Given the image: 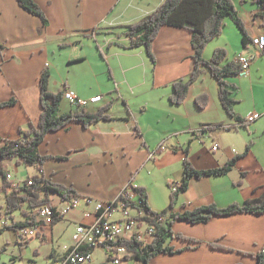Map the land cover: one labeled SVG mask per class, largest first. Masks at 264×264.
<instances>
[{
    "label": "crops",
    "instance_id": "0c3cea01",
    "mask_svg": "<svg viewBox=\"0 0 264 264\" xmlns=\"http://www.w3.org/2000/svg\"><path fill=\"white\" fill-rule=\"evenodd\" d=\"M35 1L46 13L48 26L23 10L17 0H0V47L4 55L0 66V104L16 100L15 105L0 110V138L17 139L30 121L39 119L42 111L39 79L46 68L51 74L53 93L69 89L83 99L101 95L102 101L88 105L85 110L95 112L111 103L109 113L115 120L89 127L72 123L67 129L49 133L39 147L40 154L48 157L42 170L31 167L29 174L16 180L26 181L43 174L55 183L73 187L80 197L99 202L117 201L128 185L142 187L147 191L151 210L161 212L170 206L173 187L182 184L183 163L189 149V160L198 171L221 167L235 158L239 160L228 175L191 180L173 212L180 214L209 204L224 208L261 197L264 184L250 191L236 185L252 173L264 174V53L257 54L251 46L253 38L264 34V17L260 16L257 4L233 0L245 25L246 45L243 33L227 18L222 35L212 40L204 52L208 60L216 49H226V62L234 61L242 52L254 57L248 74L226 78L234 87L229 90L236 101L235 113L245 123L242 126L222 106L220 84L206 67L190 86L186 100L182 104L172 103L173 85L188 79L192 70L194 51L190 31L163 27L153 43L155 66L143 47L128 50L111 45L128 46L129 39L123 35L126 28L150 15L164 0ZM202 95L208 96V105L203 109L196 103ZM77 110L71 102L62 100L61 114ZM253 115L257 118L250 120ZM210 126L218 128L200 133ZM251 141L254 144L247 151ZM4 166L14 180L10 168L20 166L15 161H7ZM263 181L262 175L260 183ZM2 187L0 177V191ZM51 200L55 207L67 203L57 195H52ZM4 204L2 219H7L10 225L6 193L1 191L0 208ZM23 210L34 215L38 209L31 210L25 205ZM19 213L20 219L13 214L14 220L24 223L26 218ZM95 219L93 207L82 203L55 225L43 221L38 237L25 243L13 231L17 249L4 247L0 264L20 261L61 264L76 247L77 227L90 225ZM197 225L204 226L205 236L194 238L201 244L190 245L194 249L182 246V252L174 255L161 254L152 263L163 257L167 264H257L258 253L264 251V215L214 217ZM35 239L40 244L31 251ZM211 243L228 250L212 249ZM42 245H48L45 263L38 260ZM99 249L105 256L103 262L107 261L102 248L92 252L93 259ZM232 253L238 254L234 262ZM5 256L8 261L3 260ZM167 257L176 259L167 261Z\"/></svg>",
    "mask_w": 264,
    "mask_h": 264
},
{
    "label": "trees",
    "instance_id": "16d2710c",
    "mask_svg": "<svg viewBox=\"0 0 264 264\" xmlns=\"http://www.w3.org/2000/svg\"><path fill=\"white\" fill-rule=\"evenodd\" d=\"M251 1L260 7V16L264 17V0ZM17 2L23 10L39 18L44 26H48L49 19L35 0H17ZM227 18H230L243 33V42L246 45L248 39L245 25L239 17L233 0H164L163 4L150 15L126 28L123 35L129 39L128 46H122L118 43L111 45L121 46L128 50L143 47L155 66L156 58L153 53V43L161 29L167 26L190 31L192 33L191 44L194 51L192 70L188 79L180 80L173 85L172 103L182 104L186 100L190 86L200 78L203 68L206 67L220 84L219 95L222 106L230 116L237 118L239 121L240 118L236 115L234 109L236 101L231 97L232 92L229 90L232 86L227 83L226 78L240 75L242 72L241 65L233 61L226 62L228 53L223 48L216 49L208 60L204 57L207 46L212 40L222 35ZM2 50L3 47H0V66L4 58ZM50 80L51 74L46 68L39 79L40 105L42 109L39 119L36 122L30 121L27 128L20 131V137L17 139L0 138V177L3 180L1 191L6 193V211L10 215V219H12L10 225L0 228V234L10 230L18 232L21 228L31 226L41 227L44 225L43 221H37V214L30 215L23 210L25 205L31 210L38 209L44 205L53 206L52 195L59 196L63 201L80 198L78 192L73 187L55 183L45 178L43 174L32 176L24 182L23 187L15 189L13 188V183L8 181L9 172L4 166L5 162L15 161L19 166L35 167L41 171L48 157L40 154L39 147L49 133L67 129L72 123H81L84 127H89L101 121L115 120L109 113L112 109L111 103L99 108L95 112L78 109L76 112L61 114L60 105L63 100V92L53 93L50 90ZM196 103L200 108H206L208 96L202 95L198 97ZM15 104L16 100L12 98L7 102L1 103L0 110ZM241 125L245 126V123H241ZM217 128V126H210L204 128L203 131H212ZM253 144V141H251L247 145V151L252 148ZM185 155L183 181L179 189L172 192L170 206L167 210L161 212L151 210L147 191L142 187L134 189L139 196L140 208L144 209L148 215L165 218L167 224L166 227L158 226L156 239L151 245L143 246L136 241L120 242L119 244L125 246L130 252V255H126L124 260L133 261V264H150L161 254L174 255L182 252V250H176L175 247L168 243L169 235L188 241L195 246L201 244L194 239L181 234H175L172 227L177 220H185L190 224H206L214 217H225L236 214L264 215V192L261 197L248 200L244 204L234 203L224 208H220L215 204H209L192 210H186L180 214L173 212L179 196L188 190L191 180L202 179L208 176L228 175L233 171L239 160V158H235L221 167L198 171L189 160V149L186 150ZM245 175L246 173L242 174L243 178ZM29 182H32V185ZM237 185L238 187L242 186L243 180H240ZM118 200L127 203V205L131 204L124 196H120ZM132 205L134 204L132 203ZM20 211L26 218L24 223L14 220L13 214ZM61 218L55 216L50 222L51 226L55 225ZM209 246L212 249L228 250L217 243H211ZM194 248L188 247V249ZM95 250L96 247H83L80 249V252L87 254ZM4 251L5 249L2 248L0 254H3ZM101 264H110L109 259ZM257 264H264V251L258 253Z\"/></svg>",
    "mask_w": 264,
    "mask_h": 264
},
{
    "label": "built area",
    "instance_id": "2783aa9c",
    "mask_svg": "<svg viewBox=\"0 0 264 264\" xmlns=\"http://www.w3.org/2000/svg\"><path fill=\"white\" fill-rule=\"evenodd\" d=\"M251 46L255 49L257 54L264 53V34L255 37L251 40ZM254 60L253 56H248L245 53H238L234 61L242 67L241 74H248L251 64ZM102 96H95L89 99L79 97L74 91L65 89L63 92V99L74 105L76 109H85L90 104H96L102 101ZM257 116L253 115L250 120H255ZM203 129L200 130V133ZM164 149V146H161ZM213 150H218L215 145ZM235 152V151H234ZM8 181L13 183V188L20 189L23 187L25 181L13 180L12 176L8 175ZM32 185V182H29ZM180 184L173 187V191H177ZM135 187L128 185L120 194L124 196L129 205L119 200L115 202H99L91 198H74L67 201L64 207H55L44 205L37 210V221L51 222L55 216L64 217L71 210L77 209L82 203L88 208L93 207L95 213V222L90 225H79L77 227L74 241L76 247L71 251L61 264H90L92 263L93 254L88 252L83 254L80 249L84 246L89 248H102L107 255L110 264H122L126 255H130L129 250L120 245L123 241H136L143 246L151 245L157 236L158 226L164 227L165 218L154 217L148 215L144 209L140 208V200L138 193L134 191ZM119 199V198H118ZM132 203L135 205H132ZM91 213L88 212V215ZM117 214L116 218L113 216ZM2 226H7V219L2 221ZM40 227L31 226L19 229L17 232L20 240L24 243L28 239L38 237Z\"/></svg>",
    "mask_w": 264,
    "mask_h": 264
},
{
    "label": "rangeland",
    "instance_id": "374dc122",
    "mask_svg": "<svg viewBox=\"0 0 264 264\" xmlns=\"http://www.w3.org/2000/svg\"><path fill=\"white\" fill-rule=\"evenodd\" d=\"M262 162L264 165V161H262ZM30 168L31 167L21 165L20 167L14 166V169L10 168V170H12L13 177L15 178L14 180H16V178L20 179V177H22V176L24 177L27 174H29V172L32 171V169H30ZM262 175L264 176V174L252 173L246 179H241V180H243V185L241 186V188L243 187L247 191H250L251 188H255L254 186H260V184H264V181H263V183H260ZM4 212H5V204L3 206H1V208H0V220L4 217ZM15 214H16V217H18L20 219V213L16 212ZM2 220H4V219H2ZM166 224L167 223L165 221V225H164L165 227H166ZM173 226H174L173 231L175 234H181V235H183L185 237L187 236L188 238H191V239H194V238L200 239V238L205 236V231L203 229V227H204L203 225L190 224V223L186 222L185 220H177V222L175 221V225H173ZM15 239H16V236H15V233L13 231H8L7 233L0 235V250L4 247H8V249L15 251L17 249V245L15 244ZM34 241H35L34 244L31 246V251L35 250V248H38L39 244H40L38 242V240L35 239ZM168 243L170 245L172 244V246H175L176 250H182L181 249V248H183L182 246L193 245L188 241H184L182 239L177 238L176 236H171V235H169V237H168ZM47 251H48V245H42L41 249H40L41 256L38 259L40 263L46 262ZM195 254L200 255V254H202V252H195ZM237 256H238L237 253L231 254L233 262ZM167 258H169V257H167ZM164 259L165 258L160 257L156 262L152 263L153 262L152 261L150 264H167ZM175 259L176 258H169L167 261H175ZM3 260L8 261L7 256L3 257ZM103 260H105V256L103 255L102 250L99 249L96 251V253L94 255L93 262H94V264H97L99 262H103ZM160 261L163 263H161ZM93 262L90 264H93ZM129 262L134 263L133 261H126V260L122 261L123 264H128ZM22 263L27 264V261H24V262L20 261V263H17V264H22Z\"/></svg>",
    "mask_w": 264,
    "mask_h": 264
}]
</instances>
